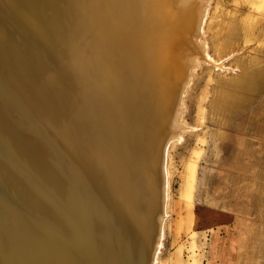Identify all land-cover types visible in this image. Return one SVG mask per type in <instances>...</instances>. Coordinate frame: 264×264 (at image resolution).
Masks as SVG:
<instances>
[{
  "label": "bare ground",
  "instance_id": "6f19581e",
  "mask_svg": "<svg viewBox=\"0 0 264 264\" xmlns=\"http://www.w3.org/2000/svg\"><path fill=\"white\" fill-rule=\"evenodd\" d=\"M211 2L0 0V264H157L185 97L222 68ZM263 83L242 72L218 108Z\"/></svg>",
  "mask_w": 264,
  "mask_h": 264
},
{
  "label": "rangeland",
  "instance_id": "374dc122",
  "mask_svg": "<svg viewBox=\"0 0 264 264\" xmlns=\"http://www.w3.org/2000/svg\"><path fill=\"white\" fill-rule=\"evenodd\" d=\"M207 27L222 68L202 64L185 97L157 264H264V83L231 115L217 106L242 72L264 74V0H212Z\"/></svg>",
  "mask_w": 264,
  "mask_h": 264
}]
</instances>
